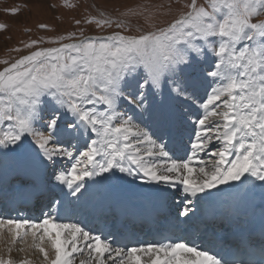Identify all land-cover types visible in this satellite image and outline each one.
Returning <instances> with one entry per match:
<instances>
[{"label":"snow or ice","instance_id":"6c2138e0","mask_svg":"<svg viewBox=\"0 0 264 264\" xmlns=\"http://www.w3.org/2000/svg\"><path fill=\"white\" fill-rule=\"evenodd\" d=\"M166 7L168 11H162ZM171 7L129 8L121 15L143 20L134 32L128 22L118 20L115 26L121 31L92 36L81 31L79 38L75 33L62 35L49 41L57 46L37 48L11 63L0 61L7 65L0 70V124L8 125L0 131V156L13 153L23 158L30 153L45 168L46 161L54 163L57 156L75 159L70 171L54 174L72 196L85 188V178L115 175V170L142 176L146 183L175 186L178 180L183 186L181 203L189 205L190 197L204 199L212 195L207 190L231 182L255 180L264 190V21L253 22L264 14V0H206V6L190 0L181 6L186 10L159 24V17L170 14ZM88 23L102 28L113 21L102 18ZM37 43L33 40L26 47ZM157 96L179 101L186 108L185 124L198 125L192 130L191 156L182 162H150L152 157H169L171 151L164 139L170 117L154 103ZM213 138L222 145L212 153L218 159L210 167L202 160L203 166H191ZM73 141H83L85 150L79 151ZM72 148L82 159L73 156ZM22 187L38 200L46 194L35 182ZM200 193L205 196L198 197ZM180 194L177 189L175 195ZM54 202L62 203L52 196L50 209ZM189 211L184 206L179 215L187 217ZM60 219L59 209L55 215L50 210L36 219L0 214V230L6 228L14 239L30 233L49 260L46 249L36 243L46 239L55 253L49 264H75L73 254L85 253L87 260L79 264H106L107 260L112 264H249L240 256L218 258L210 249L186 241L116 247L114 240L93 235L79 221ZM0 264L13 262L0 258ZM259 264H264V258Z\"/></svg>","mask_w":264,"mask_h":264},{"label":"bare ground","instance_id":"6f19581e","mask_svg":"<svg viewBox=\"0 0 264 264\" xmlns=\"http://www.w3.org/2000/svg\"><path fill=\"white\" fill-rule=\"evenodd\" d=\"M163 105L164 111L168 113L171 121L170 131L167 132L164 137L165 142L170 144L171 151L169 152V157H152L150 162L157 165H170L172 160L182 162L184 158L187 159L191 156V143L194 140V132L192 130L193 128H197L198 125L192 124L191 121L185 124V111L182 116H179L170 111L168 104L165 105L164 103ZM213 118V120L217 119L215 117ZM193 119L195 118L193 117ZM214 142L220 144L216 139H214ZM80 143L82 144L83 141H80ZM73 144H76L77 148L81 147V145L78 146L79 144L76 141H73ZM50 147H52L51 144ZM210 148L211 147H209V149ZM74 150L76 149L74 148ZM208 151L209 150L204 149L198 152L197 157L191 161V166L197 168L203 166L200 164L202 160L205 165L210 167L212 162L217 160L218 157L212 154L209 155ZM55 158L56 163H63L62 165L64 166H71L73 161L71 157L67 156H57ZM233 158L234 157H229V159ZM0 159V190L2 189L1 185L4 186L10 182V177L14 175L16 171L20 172V179L26 180L27 176H30L34 179L35 183L38 182L37 178L40 177L41 174L49 175L47 170H44L45 167L35 163L34 157L30 153L23 158L17 154L9 153L6 157L1 156ZM145 159L148 160L149 158L145 157ZM46 164H48L47 161ZM50 165L52 166L53 163ZM160 170L163 171L164 169L161 168ZM104 177H108V179ZM84 183L85 188L81 190V193L76 195V198L83 200V204H77L69 198V202L72 206L68 212L69 216L76 217L78 214L93 210L97 207L107 209L111 215L114 213L126 214L132 212L134 207L141 203L148 207L162 204L171 211H177L178 215L183 210L184 206H188L190 209L189 214L187 217L179 215L182 217L181 220L185 218L191 219L195 214L203 215L211 206H214V210L220 211L227 216H236L240 219L252 206L262 204V194H264V190L258 186L260 183L259 181L252 180L251 182L245 181L244 183L236 181L231 182V185H221L217 189L207 190L212 193V195L204 199L190 197L192 203L189 205L187 201H184L183 204L181 203L183 200V186L178 180L173 182L175 186L163 182L160 184H155V182L146 183L142 176H129L115 170V175L109 172L103 174V176L85 178ZM51 188L50 191L52 192L55 191L56 188L60 192L67 193V195L69 193L67 186L60 184L58 181H56ZM157 189H161L162 191H157ZM177 189L180 190V195H175ZM121 192H124L123 196H121ZM25 193V190L19 189L18 198L22 199L21 196L24 197ZM204 196V193L198 194V197ZM115 208L117 209L114 210ZM4 230L8 233L9 238L4 241L2 235L0 237V258L11 260L13 264H23L24 261H29L30 264H49V261L54 259L55 253L51 248L50 242L46 239L42 243L38 239L36 241V243H40V246L45 248L48 252L49 260H45L43 254L40 253L35 246L33 237L30 233L26 237H28L31 242L27 247L28 250L25 251L29 252L30 255H26L28 253L21 256L15 255L14 250L19 248V246L16 245L18 239H14V234L6 228L0 231ZM33 244L34 248L32 247ZM12 248H14V250H12ZM31 250L33 252H31ZM73 255L75 264H79L81 259L87 260V253L84 255ZM106 264H112V261L107 260ZM117 264H119V261H117Z\"/></svg>","mask_w":264,"mask_h":264},{"label":"rangeland","instance_id":"374dc122","mask_svg":"<svg viewBox=\"0 0 264 264\" xmlns=\"http://www.w3.org/2000/svg\"><path fill=\"white\" fill-rule=\"evenodd\" d=\"M189 2L190 0H0V25H4V28L0 29V61L7 60L11 63L37 48L57 46V44L50 43L49 41L57 40L62 35L67 36L75 33L77 38H79L81 31H83L85 36L107 35L113 31H121V29L115 26L118 20L128 22L131 30L134 32L137 24H143V20H137L136 17L121 14L136 5H171L170 14L161 15L158 19V23L163 25L177 16L179 11L186 10L182 9L181 6ZM197 2L200 5L206 6V0H197ZM13 9H16L15 14L12 12ZM162 11H168L167 7ZM102 18H111L113 21L112 26L105 25L101 28L97 27L95 23H88L90 19ZM257 21H264V14L253 18V22ZM41 25H45L46 27H40ZM33 40H36L38 43L32 48L26 47ZM5 66L7 65L0 63V70ZM165 100L173 103V107L177 111L179 109L184 110L179 101H170L166 96H157L154 103L159 109L164 111V105L162 104ZM221 107V103L217 102V110H220ZM184 111L186 112V110ZM211 119L213 120L214 118ZM41 123H36L34 126L38 130L44 131ZM7 127V123L0 124V131L7 130ZM214 139L212 140L213 142ZM28 142L33 143L31 137L28 138ZM213 142L209 145L211 148H207L209 155L222 147L219 143ZM78 144V146L82 145L80 142ZM69 150L73 152V155L77 159H82L79 156V151L85 149L80 147L79 151L74 150V148ZM74 163H76L75 159ZM80 166L83 167L84 165ZM68 169L70 168L68 167ZM1 235L4 241L9 238L6 230L0 231V237ZM30 242L31 240L26 236L23 239H18L16 245L19 248L16 250L12 248L15 251L14 254L21 256L28 253L26 255L29 256V252L25 251L28 250L27 247ZM32 247L34 248V244ZM31 252L33 251L31 250Z\"/></svg>","mask_w":264,"mask_h":264}]
</instances>
